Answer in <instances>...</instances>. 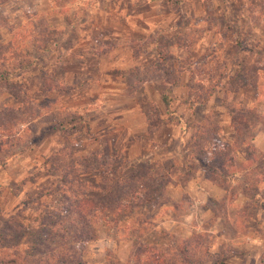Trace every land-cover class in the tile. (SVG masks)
Here are the masks:
<instances>
[{
  "label": "rangeland",
  "instance_id": "374dc122",
  "mask_svg": "<svg viewBox=\"0 0 264 264\" xmlns=\"http://www.w3.org/2000/svg\"><path fill=\"white\" fill-rule=\"evenodd\" d=\"M4 69L0 264H264V0H6ZM84 195L122 206L50 260Z\"/></svg>",
  "mask_w": 264,
  "mask_h": 264
},
{
  "label": "trees",
  "instance_id": "16d2710c",
  "mask_svg": "<svg viewBox=\"0 0 264 264\" xmlns=\"http://www.w3.org/2000/svg\"><path fill=\"white\" fill-rule=\"evenodd\" d=\"M6 0H0V2H4ZM24 66V65H23ZM21 66V67H23ZM1 78H3L6 81H8L10 78L8 76L7 70H2L0 73ZM11 94V92H9ZM164 99V98H163ZM167 100L165 104H167ZM7 106V105H6ZM9 108V107H8ZM120 177L116 179L114 183H119ZM247 183H245L244 187H247ZM106 186V184H105ZM136 189H140L137 188ZM136 191V190H135ZM133 201H131L132 205L134 203L136 205H139V201L142 202V199L144 201L150 200V196L142 194L140 196H132ZM135 198H140L137 201L134 200ZM258 199V198H257ZM121 198H115L108 199V198H102L97 199L94 196L86 197V195L82 196L81 198L74 201V204L69 205L73 206L78 209L83 208L81 212L72 213L69 214L68 210L64 209V212H67L64 214V217L61 218L60 227H59V236L62 238L63 243L60 245L57 249L54 251L49 252L50 254V260L58 263H65L67 257L71 260L77 255V251H75V245L80 242H85L90 239H94L97 237V233L95 231V228L92 227V225L95 222L98 221H105L106 223L111 221L113 214L111 212H114L116 210H120L119 208L122 206ZM89 207L90 211L88 214H86V208ZM76 212V211H75ZM67 215V216H65ZM85 226V227H84ZM189 249V247L185 246ZM186 248H178L176 252L170 253V251L163 252L161 250H146L144 249V262L146 264H197L195 261H191L190 259L187 260V252ZM152 251V252H148ZM57 253V256L55 257L54 254ZM47 254V255H48ZM140 252L134 251L132 254L133 258H140ZM78 262V261H77ZM138 264L140 261L137 262Z\"/></svg>",
  "mask_w": 264,
  "mask_h": 264
}]
</instances>
